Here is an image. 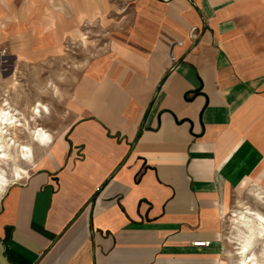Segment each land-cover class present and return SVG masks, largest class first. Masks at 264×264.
I'll list each match as a JSON object with an SVG mask.
<instances>
[{
    "label": "crops",
    "instance_id": "1",
    "mask_svg": "<svg viewBox=\"0 0 264 264\" xmlns=\"http://www.w3.org/2000/svg\"><path fill=\"white\" fill-rule=\"evenodd\" d=\"M88 30L63 114L0 104V264H226L234 195L264 192V0H0V60Z\"/></svg>",
    "mask_w": 264,
    "mask_h": 264
},
{
    "label": "rangeland",
    "instance_id": "2",
    "mask_svg": "<svg viewBox=\"0 0 264 264\" xmlns=\"http://www.w3.org/2000/svg\"><path fill=\"white\" fill-rule=\"evenodd\" d=\"M84 35L79 36V41L68 43L63 54L49 62L33 66L21 67L10 59L0 60V104L7 103L17 110L23 120L32 121L27 105L41 103L47 108V115L54 116L55 113L63 114L68 107L69 96L76 85L78 77L86 63L94 56L98 55V48H101L102 35H96L94 31L88 30ZM31 126L39 124L41 117H33ZM40 128V127H39ZM14 134H22V130L15 129ZM9 134V133H7ZM8 172V170H6ZM254 186H247L244 191L234 195L230 212L224 219L223 237H234L235 231L229 222L230 217H237L243 207L257 210L264 215V206L258 203L250 195L253 189L259 190L258 183H250ZM262 192V191H256ZM264 193V192H263ZM234 215V216H233ZM234 243V242H233ZM235 244V243H234ZM261 245H256L253 252L258 255ZM226 248L228 264H235L238 261L236 249L238 246L230 244L227 240Z\"/></svg>",
    "mask_w": 264,
    "mask_h": 264
},
{
    "label": "bare ground",
    "instance_id": "3",
    "mask_svg": "<svg viewBox=\"0 0 264 264\" xmlns=\"http://www.w3.org/2000/svg\"><path fill=\"white\" fill-rule=\"evenodd\" d=\"M2 105V104H1ZM0 105V150L2 149V143L5 141L6 127L4 125L8 123L10 127L16 126L17 118L12 117V115L1 108ZM39 109L45 110L41 103H37V108L34 110L35 113H39ZM47 109V108H46ZM8 129V128H7ZM36 135L43 136L44 133L41 130L34 131ZM10 140V139H7ZM14 141L12 140L13 143ZM13 161L7 159L5 156H0V179H2L5 172L4 166L7 163H12ZM15 167V166H13ZM255 200L264 206V193L254 192L252 195ZM234 216V215H233ZM229 222L232 225V229L235 231L234 237L228 236L227 240L230 244L238 246L236 249L238 254V261L235 264H264V215L248 207H243L241 212L237 214V217H230ZM226 241V240H225ZM235 244H234V243ZM261 245L260 252L258 255L253 252V248L256 245ZM230 258V253L228 254V259ZM225 261L228 264V261ZM223 264V263H220Z\"/></svg>",
    "mask_w": 264,
    "mask_h": 264
},
{
    "label": "built area",
    "instance_id": "4",
    "mask_svg": "<svg viewBox=\"0 0 264 264\" xmlns=\"http://www.w3.org/2000/svg\"><path fill=\"white\" fill-rule=\"evenodd\" d=\"M195 246H201V247H204V246H207L208 245V242L205 241V242H198V243H194Z\"/></svg>",
    "mask_w": 264,
    "mask_h": 264
}]
</instances>
